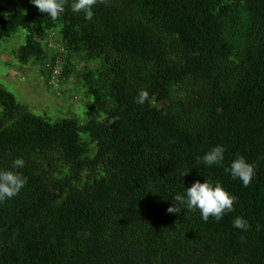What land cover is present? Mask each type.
<instances>
[{"label": "trees", "instance_id": "1", "mask_svg": "<svg viewBox=\"0 0 264 264\" xmlns=\"http://www.w3.org/2000/svg\"><path fill=\"white\" fill-rule=\"evenodd\" d=\"M71 3L52 21L0 0V41L25 30L18 61L66 102L53 120L0 84V169L22 157L27 180L0 203V264H264V0H97L92 21ZM217 145L222 166L197 162ZM206 179L234 211L167 212Z\"/></svg>", "mask_w": 264, "mask_h": 264}, {"label": "clouds", "instance_id": "2", "mask_svg": "<svg viewBox=\"0 0 264 264\" xmlns=\"http://www.w3.org/2000/svg\"><path fill=\"white\" fill-rule=\"evenodd\" d=\"M39 12L47 14L52 21H56L65 11L64 0H30ZM97 0H72L71 11L73 13H83L84 19L92 21L94 17V5ZM138 105L151 103L147 90H141L134 98ZM225 159V148L217 145L206 152L202 157H197V162L207 167L222 166ZM25 167V160L17 157L12 161L10 169H0V203L11 199L19 194L26 184V178L20 173V169ZM225 172L230 173L232 179H239L244 187L250 185L254 176V166L243 156H237L230 166L225 168ZM174 205L168 207L169 214L179 213L180 205L188 211H199L203 221L207 222L213 217L219 222L225 213L234 211L236 197L231 195L220 183H213L206 179L204 182L197 180L184 193L176 194L173 199ZM233 227L247 230L249 227L246 220L236 217Z\"/></svg>", "mask_w": 264, "mask_h": 264}, {"label": "rangeland", "instance_id": "3", "mask_svg": "<svg viewBox=\"0 0 264 264\" xmlns=\"http://www.w3.org/2000/svg\"><path fill=\"white\" fill-rule=\"evenodd\" d=\"M54 36V33L49 35ZM25 30L21 29L9 38L0 41V84L8 91L16 95L22 103L26 104L34 113L55 120L61 114L58 108H65V99L61 91L47 92V87L40 85L32 66L21 64L17 59L20 46L24 43ZM52 46H56L52 41ZM35 68V67H34ZM36 69V68H35ZM44 84V83H43ZM69 104L74 108L83 110L86 115L89 109V101L66 96ZM76 101V102H75ZM67 114V111L64 112Z\"/></svg>", "mask_w": 264, "mask_h": 264}]
</instances>
